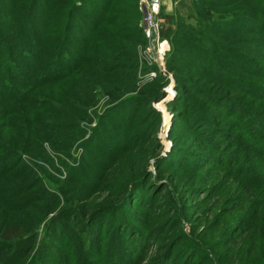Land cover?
I'll return each mask as SVG.
<instances>
[{
    "label": "trees",
    "instance_id": "obj_1",
    "mask_svg": "<svg viewBox=\"0 0 264 264\" xmlns=\"http://www.w3.org/2000/svg\"><path fill=\"white\" fill-rule=\"evenodd\" d=\"M190 11L161 154L138 0H0V264H264V0ZM100 95L126 124L67 164Z\"/></svg>",
    "mask_w": 264,
    "mask_h": 264
},
{
    "label": "rangeland",
    "instance_id": "obj_2",
    "mask_svg": "<svg viewBox=\"0 0 264 264\" xmlns=\"http://www.w3.org/2000/svg\"><path fill=\"white\" fill-rule=\"evenodd\" d=\"M191 2L189 0H162L161 10L163 16H171V15H181L184 21H186L187 24H190L193 22V17L190 15ZM178 17V16H177ZM163 19V17H161ZM165 23V22H164ZM164 26V24H163ZM161 48L162 52L165 56L170 53L171 51V44L168 39H162L161 40ZM161 78L159 77L158 80ZM60 94V93H59ZM99 94V93H97ZM61 95H55L54 97H48L49 99L53 100V102H57V100L60 98ZM98 108H92L87 111V117L86 119L80 121L78 127H79V134L77 136L76 141L71 146L68 155H62V159L65 160L69 157L74 158L76 162V155L79 152V150H82L84 147V144L87 146L90 142V140H93V135L95 136V132H102V126L104 127V130H107L108 134H110V130H117L120 131L121 127L120 125L126 124L125 117L121 116L120 113H109L112 109L111 105L107 103V101L100 95L98 97ZM170 97H166L164 102H160L158 104H151V108L161 114V124L157 128V131L155 133L156 138L158 139L159 143L162 146V153L168 150V147L170 145L168 141V130L170 127V116L168 115L166 111V100H168ZM171 99V98H170ZM43 106H46L48 108L47 103L44 101ZM103 117H106V122H101V119ZM103 134V133H102ZM97 136V135H96ZM100 140V139H99ZM109 140V139H108ZM104 141V140H103ZM110 141V140H109ZM45 145V144H44ZM47 148L48 146L45 145ZM91 149L93 147H90ZM108 150V149H107ZM107 150L102 151L104 154H106ZM111 150V149H110ZM96 152H98L96 150ZM82 153V152H81ZM99 153V152H98ZM23 158H26L23 156ZM59 161H56V163ZM58 164V163H57ZM68 164V163H67ZM65 170V169H64ZM149 170H152V168H149ZM50 175H54V172L51 170ZM50 173V172H49ZM253 175L255 177H258V171L252 170V172L246 173ZM57 179L56 175L52 176V180ZM183 228L186 230L187 226L186 224H182Z\"/></svg>",
    "mask_w": 264,
    "mask_h": 264
},
{
    "label": "built area",
    "instance_id": "obj_3",
    "mask_svg": "<svg viewBox=\"0 0 264 264\" xmlns=\"http://www.w3.org/2000/svg\"><path fill=\"white\" fill-rule=\"evenodd\" d=\"M190 2H197L198 0H189ZM162 0H138V7L142 14L140 21V29L144 37V43L137 46V59L139 69H149L140 74L139 79L143 82H153L159 77L165 82L162 92L166 97H173L176 94L172 75L166 70L165 56L162 52L161 43L162 38L160 32L162 30L164 19L161 18ZM142 72V71H141ZM166 100L169 101L171 99ZM165 100H163L164 102ZM162 102V101H160ZM156 102L154 104H158ZM99 107V104L96 108ZM81 154V150L77 153L76 162ZM25 159V158H24ZM74 158L65 159L66 163L70 164ZM60 177L65 176L64 169L60 168Z\"/></svg>",
    "mask_w": 264,
    "mask_h": 264
},
{
    "label": "water",
    "instance_id": "obj_4",
    "mask_svg": "<svg viewBox=\"0 0 264 264\" xmlns=\"http://www.w3.org/2000/svg\"><path fill=\"white\" fill-rule=\"evenodd\" d=\"M165 98H166V94L164 92H162V94H161V100L160 101H163Z\"/></svg>",
    "mask_w": 264,
    "mask_h": 264
}]
</instances>
